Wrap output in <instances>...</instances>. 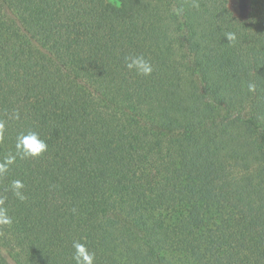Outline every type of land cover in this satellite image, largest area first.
<instances>
[{
    "label": "trees",
    "instance_id": "obj_1",
    "mask_svg": "<svg viewBox=\"0 0 264 264\" xmlns=\"http://www.w3.org/2000/svg\"><path fill=\"white\" fill-rule=\"evenodd\" d=\"M230 1L0 0V162L48 145L0 176V264H264V0Z\"/></svg>",
    "mask_w": 264,
    "mask_h": 264
},
{
    "label": "clouds",
    "instance_id": "obj_2",
    "mask_svg": "<svg viewBox=\"0 0 264 264\" xmlns=\"http://www.w3.org/2000/svg\"><path fill=\"white\" fill-rule=\"evenodd\" d=\"M188 3L193 8H199L198 0H188ZM174 14L177 16H182L184 13V8H176L173 10ZM226 40L229 42H234L236 37L233 33H227L225 36ZM124 62L126 68L134 72L138 76L149 77L152 75L154 68L152 63L145 58L143 55H130L124 57ZM256 84L249 83L247 85V90L251 93H255ZM11 119L19 120V111H14ZM6 124L5 121L0 120V138L3 137L5 132ZM48 151V145L44 139H42L39 133L30 131L28 133H21L16 138L15 143V153L9 154L0 162V176H3L9 171V167L16 162L17 157L20 159H36L42 157ZM24 184L20 180H13L11 182L10 190L12 194L21 202H24L27 197L24 195L23 189ZM13 224V218L9 216L7 209L4 207V201L0 200V228L5 226L11 227ZM73 260L75 264H93L92 254L86 253V247L80 242L73 243Z\"/></svg>",
    "mask_w": 264,
    "mask_h": 264
},
{
    "label": "rangeland",
    "instance_id": "obj_3",
    "mask_svg": "<svg viewBox=\"0 0 264 264\" xmlns=\"http://www.w3.org/2000/svg\"><path fill=\"white\" fill-rule=\"evenodd\" d=\"M243 1L244 0H231L230 1V7L237 16H242L245 14L246 7Z\"/></svg>",
    "mask_w": 264,
    "mask_h": 264
}]
</instances>
